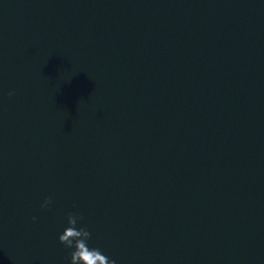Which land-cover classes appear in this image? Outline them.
Returning a JSON list of instances; mask_svg holds the SVG:
<instances>
[{
	"label": "water",
	"instance_id": "water-1",
	"mask_svg": "<svg viewBox=\"0 0 264 264\" xmlns=\"http://www.w3.org/2000/svg\"><path fill=\"white\" fill-rule=\"evenodd\" d=\"M70 212L116 264H264V0H0V264H70Z\"/></svg>",
	"mask_w": 264,
	"mask_h": 264
},
{
	"label": "clouds",
	"instance_id": "clouds-1",
	"mask_svg": "<svg viewBox=\"0 0 264 264\" xmlns=\"http://www.w3.org/2000/svg\"><path fill=\"white\" fill-rule=\"evenodd\" d=\"M9 92L8 95H13ZM52 204V198L46 197L40 204L41 209H48ZM33 221L36 217L33 216ZM82 216L78 213H68L67 223L58 239L66 249L70 250V264H116L109 259L99 248L90 247L91 232L81 223Z\"/></svg>",
	"mask_w": 264,
	"mask_h": 264
}]
</instances>
